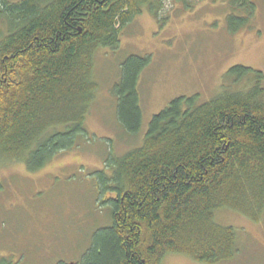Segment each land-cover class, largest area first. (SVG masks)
Listing matches in <instances>:
<instances>
[{"label": "trees", "instance_id": "1", "mask_svg": "<svg viewBox=\"0 0 264 264\" xmlns=\"http://www.w3.org/2000/svg\"><path fill=\"white\" fill-rule=\"evenodd\" d=\"M226 1L229 31L249 28L255 3ZM158 2L0 0V161L36 172L76 148L98 88L97 51L116 50L143 8L157 16ZM149 62H124L113 91L129 135L142 127L137 87ZM244 81L247 89L234 88ZM263 83L261 71L234 66L216 98L174 99L153 116L141 147L111 156L110 173L98 174L112 225L98 230L82 264H161L169 254L202 264L233 259L236 231L219 225L216 213L232 210L254 222L264 215Z\"/></svg>", "mask_w": 264, "mask_h": 264}, {"label": "rangeland", "instance_id": "2", "mask_svg": "<svg viewBox=\"0 0 264 264\" xmlns=\"http://www.w3.org/2000/svg\"><path fill=\"white\" fill-rule=\"evenodd\" d=\"M252 1L256 12L250 27L233 34L226 0L190 1L189 7L159 0L157 16L143 8L122 31L116 50L97 51L93 77L98 88L86 117V136L76 148L36 172L23 163L0 161L1 259L11 264H82L98 230L112 225L110 207L102 205L98 174L110 173L107 160L141 147L153 116L174 99L196 95L201 104L216 98L232 67L264 74V0ZM132 57L150 60L138 82L143 121L135 135L119 122L113 94L121 65ZM250 84L244 81L234 88ZM216 221L237 234L235 256L222 264H264V215L254 222L223 210ZM161 264L202 263L169 254Z\"/></svg>", "mask_w": 264, "mask_h": 264}]
</instances>
